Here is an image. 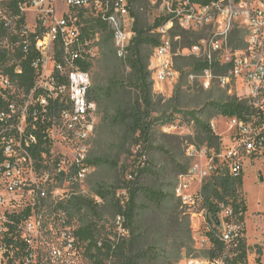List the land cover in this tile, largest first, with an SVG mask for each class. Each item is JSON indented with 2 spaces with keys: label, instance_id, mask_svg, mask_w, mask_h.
Here are the masks:
<instances>
[{
  "label": "rangeland",
  "instance_id": "obj_1",
  "mask_svg": "<svg viewBox=\"0 0 264 264\" xmlns=\"http://www.w3.org/2000/svg\"><path fill=\"white\" fill-rule=\"evenodd\" d=\"M11 1L0 0V15L10 23V36L9 38L2 37L1 45L2 49H9L13 56L11 35L16 33L14 28L17 18L13 17L14 11L11 7ZM129 2L131 13L133 9L135 12L139 11V23L143 27H153L155 22L164 15L162 7L154 5L150 0H139L138 2L137 0H129ZM26 3L28 10L23 13L25 29L28 32H36L40 27H49L52 23L60 20L63 14L68 11L62 0H55V3L48 2V0H26ZM92 16L93 14L89 12L80 17L81 25H85V19ZM131 17L132 19L134 17L135 22L137 21L133 13ZM100 38L99 32L92 36V40L99 46V54L94 59L95 61L101 57ZM177 42L174 38L175 50L180 48L176 47L175 43ZM154 51L155 49L153 53ZM55 53H61L60 47H56L53 54ZM10 64L11 62L2 63L0 57V97L7 99L8 94L14 95L10 107L13 110L10 111L7 126L19 131V137L13 138L10 142L15 150L14 155L20 159L17 161L19 167L14 177H18L21 184L15 191H10L9 185L12 178L9 179L0 174V194L6 197L5 204L0 205V217L8 219L9 214L19 213L28 206H36L33 218L24 223L20 229L21 238L25 242L32 235L35 254L40 257L42 262L49 264H93L86 252L87 244H81L73 251H68L62 237V233L66 229H70L74 233L82 225V217H89L91 221H96L95 217H103L100 222H97L103 236L109 235L108 237L115 238L118 232L122 236L129 237L127 236L128 233L123 234L118 230L114 211L111 207L99 210L100 213H96L97 211L93 214L90 213V216L79 213L68 215L62 210L55 209L77 195L96 199V201L103 203L101 199L97 200L95 195L96 187L101 185L109 189L116 188V197L121 201V205H125L128 199L125 181L132 179L131 175H134V171H136L138 178L135 179L133 176V179L141 185L139 187H149L155 190L164 188L170 199L164 209L149 204L144 197L139 199L136 236H141L143 241L137 246L142 250L152 248V253L155 256L151 260L143 261L142 264H225L223 260L212 263L201 256L203 251L212 247L207 237V233L212 227L209 217L204 224L201 220L202 225L199 226L200 221L198 219L200 218L191 217L181 205L180 210L183 213L179 218V226L178 228L174 227L177 224L174 218L178 213L176 206H178L179 201L176 196L178 178L180 174L188 172L193 163L201 160L200 156L189 157L191 145L198 149L200 155L202 151L207 150L213 157L217 151L216 147L211 148L209 143L203 141L204 137L199 135V131H203V129L198 131L193 118L195 117L200 121L205 120L202 109L193 107L192 96H187L184 92L179 95L177 99L179 107L173 104L168 110V116L173 117V122L163 124L162 121H159L155 126L153 144L146 152L148 157L146 166L150 165L152 170L148 174H140V171L137 170L139 161L136 157V148L126 141L127 136H125L123 125L112 124L110 126L104 124L101 122V117L98 130H96L97 132L90 143L89 163L91 172L84 182L76 184L68 181L66 175L71 173L79 142L70 135L60 121L49 133L52 146L44 154V162L41 165L34 162V166L30 167L22 158V150L24 149L21 144L22 135L28 128L31 109L37 105V100L34 99L33 95L27 96L24 92L19 91L3 75L5 65ZM52 71V63L50 62L48 66L45 64L39 81L43 76L50 75ZM90 74L92 75L91 72ZM180 79L173 85L154 82V93L161 95L165 102L170 101L177 95L181 87ZM198 81L189 79L186 85L193 87L198 83V87H202ZM93 84L94 82H92ZM186 88V86H182L180 89L185 91ZM220 89L210 93H206L210 90L204 89L206 91L204 97L213 101L220 95H224L222 94L223 89ZM115 100L116 105H118V98ZM4 127L6 126L0 124V131ZM210 128L225 147L234 144L232 138L234 132H230L228 118L215 117L210 121ZM97 160L108 162L96 165L94 161ZM241 162L243 181L241 192L247 205L244 223L238 226L236 219L227 220V217L222 214L220 215L221 225L217 226L213 221L212 224L219 229L224 238L231 232L242 231L251 247L248 254V264H257L259 250L262 251L261 261L264 264V154L244 153ZM59 169L64 171L63 176L60 175ZM179 169H183V172L176 174V170ZM197 185L193 184L192 192L196 191ZM42 192H46L47 197H42ZM204 208L206 206L202 204L201 209ZM35 218L40 219L41 227L32 233L28 231V227L30 223H34ZM129 227V229L133 228L131 225ZM227 242L230 244L231 240L228 239ZM230 248L229 246L228 249ZM54 249L61 252L60 257L55 258L52 255ZM5 254L6 252H0V264H7L8 258L5 257ZM11 255L14 256L13 253ZM226 255H231V253L227 251ZM15 263L20 264V261L16 260Z\"/></svg>",
  "mask_w": 264,
  "mask_h": 264
},
{
  "label": "trees",
  "instance_id": "obj_2",
  "mask_svg": "<svg viewBox=\"0 0 264 264\" xmlns=\"http://www.w3.org/2000/svg\"><path fill=\"white\" fill-rule=\"evenodd\" d=\"M197 1L204 2L207 0ZM25 2L26 0L11 1V7L14 11L13 17L17 18L14 28L16 33L11 35L13 56L9 49H2L1 39L2 37L9 38L10 26H7V21L0 15V57L4 64L11 62L10 65H5L3 75L19 91L24 92L27 96L32 95L34 92L35 98H39L43 94V90L37 88L42 69L36 68L35 64L42 61V55L36 48V42L44 33V28L40 27L36 32L26 31L25 17L20 9V5ZM89 12L93 16L86 18L84 21L86 24L81 25L80 17ZM132 13L137 19L135 22L133 17L135 37L132 41L130 54L126 59L117 57L113 44V32L108 23L96 13L95 9H76L72 11V16L77 21L84 36L88 39H91L98 32L101 35V57L96 61H77L76 64L83 71L92 73L94 84L92 85L93 87L91 86L90 100L97 103L102 117L101 122L110 126L112 124L123 125L125 136H127V138L125 137L126 141L136 148V157L139 161L137 170L140 171V174L152 172L150 165L146 166L148 163L146 152L153 144L155 126L159 121H162L163 124L173 122V117L168 116V110L173 104L179 107L177 99L183 92L187 96H192L195 109H202L205 121H200L195 117L193 120L197 124L198 131L203 129V131H199V135L204 137L203 141L209 143L211 148L216 147V152L221 149L222 143L220 138L212 132L210 121L217 116L237 118L246 124H252L253 127L260 129L262 134H264V111L256 109L250 100H240L236 96L228 95L227 91L222 90L224 95L209 101V98L204 97L206 91H204L203 87H198V83L193 87L186 85L191 74L200 75L206 68V64L194 56H178L175 58L176 68L181 73L180 86H186L185 91H182L180 87L177 95L166 102L161 95L154 93V79L150 69L151 58L153 50L160 44V36L157 30L166 23L167 18L163 16L155 22L153 27L147 28L139 23V11L135 12L133 9ZM132 13L130 7L131 16ZM241 33L242 31H239L236 36L239 37ZM206 35V30L190 32L174 27L172 31L173 39L176 37L180 38L175 43L176 47H180L182 50L190 49L201 39L205 38ZM56 58L60 61L61 53H57ZM217 89L221 90L219 87L213 86L206 93ZM13 96L8 94L7 99L0 97V115L2 113L10 115ZM117 98L118 105L115 103ZM53 116L54 111L52 108H49V111L44 113V109L38 103L31 109L28 128L22 135L23 146L38 165L44 162L43 156L52 146L48 131L53 126ZM8 122L9 120L7 122L0 121L1 125L6 126L2 129L3 131H0V167L6 159L4 143L19 137V131L10 129L7 126ZM32 138H35V142H32ZM26 141L30 143L28 147H26ZM107 162L106 160H97L94 161V164H106ZM215 163L216 172L208 179L202 189L203 204H205L210 214H220L223 211L221 206L230 208L232 215L227 217V220L233 218L236 219V225H242L244 223V215L247 212V205L241 192L243 188L242 176H232L228 164L220 160H216ZM179 170H176L175 173L183 172V169ZM133 176H135V179L136 177L138 178L136 171H134V175H131L132 179L125 181L128 189V199L125 205H121V201L116 197V188L109 189L101 185L96 187L95 195L97 200L101 199L103 203L96 201V199L77 195L55 209L62 210L63 213L68 215L79 213L90 216V213L93 214L95 211L100 213L99 210L111 207L114 211L116 224L117 219L121 217L123 228L129 237L122 236L118 232L115 238L108 237L109 235L103 236L97 223L103 217H95L96 221L89 220V217H82V225L74 231L77 239L76 248L81 244H87L86 252L93 264H142L143 261L151 260L155 257L152 253V248L142 250L137 246L143 241L141 236H136V222L139 218L137 217L138 202L140 197H144L149 204L155 205L159 209H164L170 200L169 194L165 192L164 188L155 190L149 187H139L141 185L133 179ZM178 200V206H176L178 213L174 218L177 222L174 225L176 228L179 226V218L183 213L180 210L183 204L180 199ZM183 208L187 209L184 205ZM35 209L36 206H28L19 213L9 214L6 231L2 235V243L6 248L5 257L8 258L7 264H16V260L20 261V264H24L28 248L25 240L21 238L20 227L30 220ZM209 219L212 227H210L207 237L212 247L207 251H203L201 256L212 263L223 260L225 264H248V254L251 247L248 245L246 237L243 236V232H233L231 242L228 244L219 229L213 226L211 217ZM130 225L133 228L129 229ZM229 246L231 247L230 249H228ZM227 251L231 255H226ZM12 253L14 254L13 257ZM258 255L257 264H262L261 250H259ZM37 264L49 263L42 262L40 257H38Z\"/></svg>",
  "mask_w": 264,
  "mask_h": 264
},
{
  "label": "built area",
  "instance_id": "obj_3",
  "mask_svg": "<svg viewBox=\"0 0 264 264\" xmlns=\"http://www.w3.org/2000/svg\"><path fill=\"white\" fill-rule=\"evenodd\" d=\"M55 3V0L48 2ZM154 5H159L167 21L157 33L160 36V44L155 49L151 58L150 69L154 82L173 85L180 79L181 73L175 65L178 56H194L206 64V68L200 75L191 74L189 79L199 80L200 85L207 90L217 86L227 91L229 95L238 99H248L258 110L264 111V0H150ZM68 11L60 20L49 27H43L45 32L36 42V48L42 55V61L35 64L41 68L51 62L53 71L45 75L37 84V88L43 90L39 98L32 95L37 104L44 109V113L52 108L54 111L53 126L60 121L79 142L71 173L66 175L68 181L78 184L84 182L91 172L89 163V150L92 138L95 136L101 114L96 102L90 100L92 75L77 66V61H91L97 58L99 46L92 38L88 39L82 33L77 21L72 16V11L82 8H93L96 13L108 23L113 32V44L119 59H126L130 54L133 32V19L130 14L129 0H62ZM22 13L28 10L25 2L20 5ZM24 14V13H23ZM7 21V20H5ZM7 26L10 23L7 21ZM178 27L185 31L202 32L207 35L190 49L175 50L173 46L172 31ZM242 33L237 37L238 32ZM236 33V34H235ZM177 41L179 37L175 38ZM99 41V40H98ZM61 49L60 61L53 54L56 47ZM53 54V55H52ZM42 71L41 75L42 76ZM39 77V78H40ZM46 81V84L44 82ZM13 109L11 108V111ZM9 115L2 113L1 122H7ZM230 132H234V144L221 149L211 157L205 150L199 154L195 146H191L189 157L200 156L201 160L192 164L188 172L180 175L176 186V196L187 208L191 217H199V226L206 223L207 217L212 214L203 204L202 189L208 179L216 172V160L228 164L230 174L239 177L242 174V156L247 154H264V134L261 130L246 124L237 118H228ZM11 141V140H10ZM5 142V161L0 167L1 175L12 178L9 190L15 191L20 186L18 177H14L18 170L20 159L16 157L11 142ZM35 142V138H32ZM22 144V139H21ZM30 143L26 141V147ZM23 146V144H22ZM24 148V149H23ZM22 158L30 167L34 166L27 149L23 146ZM60 175L64 171L60 170ZM193 184H198L196 191L192 192ZM47 197L46 192L41 193ZM6 197L0 194V205H4ZM218 214L231 217L232 210L224 208ZM33 218V217H31ZM30 218V219H31ZM202 220V221H201ZM28 220L27 222H29ZM6 217H0V238L6 231ZM118 230L126 233L121 217L117 219ZM41 221L35 218L30 223L28 231L40 229ZM232 233L225 236V240L232 239ZM62 237L68 251L76 248L77 239L70 229L62 233ZM27 256L24 264H37L38 256L34 251L32 235L26 239ZM0 252L5 253L6 248L0 239ZM57 258L61 252L52 251Z\"/></svg>",
  "mask_w": 264,
  "mask_h": 264
},
{
  "label": "water",
  "instance_id": "obj_4",
  "mask_svg": "<svg viewBox=\"0 0 264 264\" xmlns=\"http://www.w3.org/2000/svg\"><path fill=\"white\" fill-rule=\"evenodd\" d=\"M211 219L215 223V225H217V226L221 225L220 217L218 214H212Z\"/></svg>",
  "mask_w": 264,
  "mask_h": 264
}]
</instances>
